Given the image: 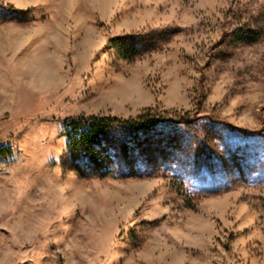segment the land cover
<instances>
[{
	"label": "rangeland",
	"instance_id": "rangeland-1",
	"mask_svg": "<svg viewBox=\"0 0 264 264\" xmlns=\"http://www.w3.org/2000/svg\"><path fill=\"white\" fill-rule=\"evenodd\" d=\"M0 141V264H264V0H0Z\"/></svg>",
	"mask_w": 264,
	"mask_h": 264
},
{
	"label": "trees",
	"instance_id": "trees-1",
	"mask_svg": "<svg viewBox=\"0 0 264 264\" xmlns=\"http://www.w3.org/2000/svg\"><path fill=\"white\" fill-rule=\"evenodd\" d=\"M252 40V39H250ZM114 41H112V44ZM114 46L115 43H114ZM123 48L134 50L133 44H124ZM142 113L136 119L121 120L110 117H91L68 119L63 122L67 138V149L74 164V170L80 175L88 172H103L107 164L108 156L99 155L103 146L109 149L128 151L133 143L132 132L140 137L148 133L154 126L160 124L163 119L149 116V112ZM183 120L180 124L183 125ZM185 125V124H184ZM183 125V126H184ZM117 152V151H116ZM125 152V153H126ZM12 149L6 147L0 141V155H11Z\"/></svg>",
	"mask_w": 264,
	"mask_h": 264
}]
</instances>
